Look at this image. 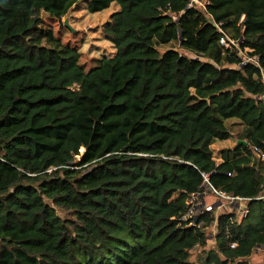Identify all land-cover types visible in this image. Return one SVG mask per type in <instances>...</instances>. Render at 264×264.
Returning a JSON list of instances; mask_svg holds the SVG:
<instances>
[{
  "label": "trees",
  "instance_id": "1",
  "mask_svg": "<svg viewBox=\"0 0 264 264\" xmlns=\"http://www.w3.org/2000/svg\"><path fill=\"white\" fill-rule=\"evenodd\" d=\"M80 1L119 6L104 29L116 52L87 73L76 48L28 39L43 13ZM191 2L0 0V264H196L216 220L199 264L264 246V0ZM230 119L238 143L217 161ZM203 173L252 198L248 216L209 210L188 225Z\"/></svg>",
  "mask_w": 264,
  "mask_h": 264
},
{
  "label": "rangeland",
  "instance_id": "2",
  "mask_svg": "<svg viewBox=\"0 0 264 264\" xmlns=\"http://www.w3.org/2000/svg\"><path fill=\"white\" fill-rule=\"evenodd\" d=\"M118 8L117 4H113L102 11L92 13L87 9V2L80 1L62 18L43 13L28 39L31 43L58 49L76 48L79 52L78 65L87 73L99 66L104 57L114 55L116 52L114 44L107 38L104 29L111 14ZM66 21L69 25H66ZM168 47H172V45L167 44L161 49L164 51ZM175 48H178L183 54L195 57L194 53L180 48L178 44L175 45ZM228 125L231 127V137L226 140H218L212 145L217 161L220 160V151L223 148H232L238 143L236 135L242 128V123L238 119H230ZM206 201L210 205L217 201V197L206 192ZM211 210L216 217L223 212L230 211L227 208L218 209L216 207ZM210 231L207 246L203 250L196 249L193 252L192 259L196 264H199L202 259L199 258L200 254L203 257L206 249L214 248L216 245L217 220L211 226ZM234 264H264V246L256 248L249 258H242Z\"/></svg>",
  "mask_w": 264,
  "mask_h": 264
},
{
  "label": "built area",
  "instance_id": "3",
  "mask_svg": "<svg viewBox=\"0 0 264 264\" xmlns=\"http://www.w3.org/2000/svg\"><path fill=\"white\" fill-rule=\"evenodd\" d=\"M193 3H198L201 9H205L209 0H192L190 6H192ZM221 25L222 23H216L217 30L221 33V43L226 47L237 46L238 42L232 39ZM240 53L244 56L245 61H252L258 64V56H249L244 54L242 50H240ZM259 99H261L264 103V91L259 95ZM253 151L261 160H264V150L262 148L253 146ZM203 177L204 182L201 189L191 193L185 201L187 212L183 215L182 219L186 221L188 225L201 226L204 223V220L201 219L202 215L215 207L218 209H230V211L235 212L236 215L240 217L248 216L250 213L248 201L252 198L229 194L226 190L221 189L212 183L207 173H203ZM262 186L263 191L261 195L256 197V199L264 198V184ZM206 192L214 194L217 197V201L211 203L210 205L207 204ZM236 245V241L231 244L232 247H235Z\"/></svg>",
  "mask_w": 264,
  "mask_h": 264
},
{
  "label": "water",
  "instance_id": "4",
  "mask_svg": "<svg viewBox=\"0 0 264 264\" xmlns=\"http://www.w3.org/2000/svg\"><path fill=\"white\" fill-rule=\"evenodd\" d=\"M66 25H69V24H68V21H66Z\"/></svg>",
  "mask_w": 264,
  "mask_h": 264
}]
</instances>
